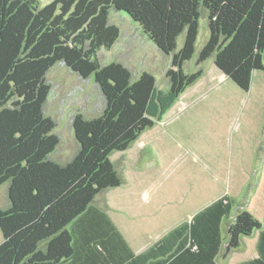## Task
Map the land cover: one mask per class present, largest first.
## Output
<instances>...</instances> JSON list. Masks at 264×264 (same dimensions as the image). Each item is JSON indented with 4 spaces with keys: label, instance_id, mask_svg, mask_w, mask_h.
Masks as SVG:
<instances>
[{
    "label": "trees",
    "instance_id": "trees-1",
    "mask_svg": "<svg viewBox=\"0 0 264 264\" xmlns=\"http://www.w3.org/2000/svg\"><path fill=\"white\" fill-rule=\"evenodd\" d=\"M114 11L128 13L171 57L167 89L148 70L135 75L123 61H100L99 51L121 35ZM201 16L209 34L197 49ZM195 55L196 67L186 71ZM211 57L250 89L253 72L264 69V0H0V184L7 198L0 264H229L257 232L259 256L240 264H264V222L246 206L249 197L242 206L228 195L215 200L140 253L107 201L98 202L126 180L112 155L161 121ZM57 64L93 76L103 101L94 116L72 115L76 147L64 161L52 156L61 137L46 112L48 72Z\"/></svg>",
    "mask_w": 264,
    "mask_h": 264
},
{
    "label": "rangeland",
    "instance_id": "rangeland-1",
    "mask_svg": "<svg viewBox=\"0 0 264 264\" xmlns=\"http://www.w3.org/2000/svg\"><path fill=\"white\" fill-rule=\"evenodd\" d=\"M111 20L120 25L121 35L111 49L99 51L100 61H123L135 75L148 70L155 75L158 87L167 89L165 73L171 57L125 11H114ZM208 34L207 17L201 16L197 49ZM183 37L178 39L179 47ZM195 58L186 61V71L196 67ZM204 65L208 73L199 88L181 95L163 119L129 149L112 155L126 180L101 195L98 202L107 201L109 215L137 253L189 222L209 199L225 191L232 166L252 160L256 119L264 112V87L242 89L229 76L220 74L212 57ZM48 79L53 89L46 112L55 118V132L61 137L52 156L64 161L76 147L72 115L79 110L94 116L103 101L93 76L84 79L57 64L48 72ZM259 154L264 155L261 148ZM6 201V185L0 184V206ZM258 216L263 217L262 211ZM257 242L258 238H250L249 249L245 251L244 246L236 251L229 264L251 259Z\"/></svg>",
    "mask_w": 264,
    "mask_h": 264
},
{
    "label": "crops",
    "instance_id": "crops-1",
    "mask_svg": "<svg viewBox=\"0 0 264 264\" xmlns=\"http://www.w3.org/2000/svg\"><path fill=\"white\" fill-rule=\"evenodd\" d=\"M207 73L208 71H206L205 75L202 76L195 84L190 86L183 94H185L190 88H193V87L199 88L200 85L202 84V81L206 78ZM220 74L223 76V74L225 73L220 72ZM256 86L259 87L260 90L261 88L264 87V69L255 70L253 72L252 84L248 91H251ZM256 121H257V126H256V131H255V141L253 144L255 146L253 147L254 150L252 152V160L249 163L247 162V164H242L240 167L232 166L230 170V175L228 176L229 185L227 184V188L225 189V191L222 194H218L217 196H214L212 199H209L207 201V204H205L202 208L206 207L207 205L211 204L215 200L225 195H228L232 199V201L238 206H242L241 202L238 203L239 200L243 199V197H249V200L246 206L253 212V214L257 218H259L260 220L264 222L263 220L264 218V155L261 156V154H259V151H260L259 146L263 144L264 142V128H263L264 112L262 114V118L259 116L256 119ZM256 173H258L257 176L254 175ZM253 180H257V183L253 186L252 185L249 186V183L252 182ZM202 208H200L198 211H200ZM260 211H262L263 217L258 216ZM3 238H4V235L0 229V242L3 240ZM250 238H258L257 252L251 258L253 259L259 256L260 254V233L257 232L255 235L251 237H247L245 239L244 241L245 242L244 246L246 247L245 251L249 249L250 247V244H249ZM247 245H249V247H247ZM251 259L243 258V260L241 261L239 260L238 262H235L234 264H240L242 262H246ZM231 260H232V257H231Z\"/></svg>",
    "mask_w": 264,
    "mask_h": 264
},
{
    "label": "water",
    "instance_id": "water-1",
    "mask_svg": "<svg viewBox=\"0 0 264 264\" xmlns=\"http://www.w3.org/2000/svg\"><path fill=\"white\" fill-rule=\"evenodd\" d=\"M161 50V49H160ZM219 70H221L220 68H219ZM222 71V70H221ZM223 72V71H222ZM224 73V72H223ZM1 229V228H0ZM2 231V230H1Z\"/></svg>",
    "mask_w": 264,
    "mask_h": 264
}]
</instances>
